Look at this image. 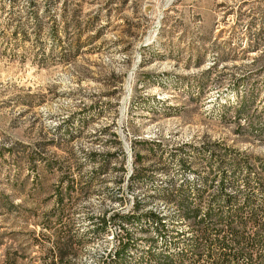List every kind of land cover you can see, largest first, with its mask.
I'll use <instances>...</instances> for the list:
<instances>
[{
	"label": "rangeland",
	"instance_id": "obj_1",
	"mask_svg": "<svg viewBox=\"0 0 264 264\" xmlns=\"http://www.w3.org/2000/svg\"><path fill=\"white\" fill-rule=\"evenodd\" d=\"M216 146L255 186L264 0H0V264H51L60 226L67 264L174 252L192 235L175 192L203 191Z\"/></svg>",
	"mask_w": 264,
	"mask_h": 264
},
{
	"label": "trees",
	"instance_id": "obj_2",
	"mask_svg": "<svg viewBox=\"0 0 264 264\" xmlns=\"http://www.w3.org/2000/svg\"><path fill=\"white\" fill-rule=\"evenodd\" d=\"M126 2L121 0V6H125ZM240 104L237 107L240 108ZM209 153L207 169L212 177L203 180L206 185L203 191L196 189L194 195L190 184H183L177 188L174 196L180 218L192 233L191 240L180 245L176 241L174 252L166 248L159 254H153L152 248L150 260L145 264H264V161L259 162L257 167L260 175H255V186L245 177L241 182L242 189H239L235 176L248 172L249 164L238 161L235 153L231 157V152L221 146H216V150ZM37 161L28 160V163L36 165ZM135 161L139 163L141 159L136 156ZM185 167L188 171L193 168L192 165ZM209 188L214 189V192L208 198L206 209L202 210ZM231 191L236 195H231ZM239 194H242L241 198H238ZM258 196L263 198L260 205L256 204ZM58 201L57 205L61 206L62 195H59ZM124 219L135 220L129 217ZM146 220L157 231L164 227V220L152 214H148ZM101 221L104 229L108 222L105 218ZM54 235V248L49 251L51 255L54 254L51 264H67L66 259L76 255L78 241L65 227L60 226ZM127 243H121L116 252L118 258L126 252Z\"/></svg>",
	"mask_w": 264,
	"mask_h": 264
}]
</instances>
